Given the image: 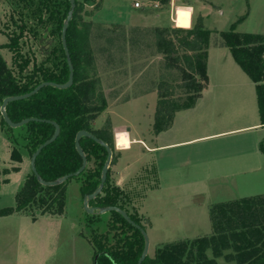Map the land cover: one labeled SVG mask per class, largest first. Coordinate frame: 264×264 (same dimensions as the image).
<instances>
[{"label":"trees","instance_id":"16d2710c","mask_svg":"<svg viewBox=\"0 0 264 264\" xmlns=\"http://www.w3.org/2000/svg\"><path fill=\"white\" fill-rule=\"evenodd\" d=\"M19 1L23 3V11L21 9L18 12L19 23H15L17 30L8 33V41L0 44V50L7 49L12 52L11 66L7 65L0 52L1 102L4 97L26 93L43 81L64 83L69 73L61 43V28L70 9V1ZM160 1L168 3L170 0ZM93 3L94 0L82 2L75 0L72 18L66 30V42L73 64L72 85L68 88L44 86L35 94L11 101L5 107L8 116L14 122L27 117H36L53 120L59 124V135L40 151L35 160L36 169L44 180L57 179L80 166L81 157L74 144L78 130H87L104 140L113 152L111 134L104 130H93L90 125L107 107V100L102 90L97 88L99 78L95 74L96 70L91 66L93 50L86 36L90 22L80 20L83 5ZM24 10H27L28 14ZM27 15L35 19L34 26H41L46 31L41 33L36 27L33 28L26 20ZM244 17V15L239 17L237 23ZM79 20L81 29L78 28ZM235 24L236 22L229 30L220 32L222 44L229 48L234 61L255 83L258 112L261 124L264 125V33L237 32ZM48 25L51 27L49 28ZM26 31L34 38L39 36L40 41L46 36L55 34H58L59 38V45L47 50L41 62H34L31 68L28 67L33 54L30 56V53L22 51ZM156 31L159 34L158 47L171 61V65L176 66L181 60L177 54V49L180 47L190 72L186 69L182 70L184 80L181 87L186 89L187 95V101L183 105L178 104L172 93L162 90V85L165 83L159 86L151 124L153 134L168 128L177 110L193 106L200 97L208 80L206 59L209 35L212 32L204 27L200 16L191 28L165 26L156 28ZM170 32L184 33L179 36L178 44L168 37ZM1 122L12 128L2 117ZM20 127L27 130L26 138L31 154L54 131V126L46 121H30ZM80 145L87 164L79 175L72 178L79 181V190L83 198L99 184L107 153L103 146L89 137H81ZM259 149L264 153V141L259 144ZM11 159L20 160L17 150L13 149ZM114 162L112 155L111 165ZM109 171L110 167L101 192L89 200L88 204L92 207L113 205L123 209L119 203L120 189L109 186ZM3 172L8 171L3 170ZM65 182L44 186L31 172L15 195V205L0 208V217L36 208L42 209L41 214L62 213L65 206ZM109 214L111 219L105 223V226L109 227L106 229V234L99 232L92 236L96 247L94 264H137L144 246L142 233L118 212L110 211ZM128 215L143 227L133 214L128 213ZM99 216L96 213L89 215L91 218ZM36 217L32 215V219ZM209 218L211 223L209 235L160 245L154 257L149 258L147 255L142 264H264V193L214 203L209 207ZM112 239L114 242L110 243ZM208 252L211 255H208ZM218 258H222L223 261L219 262Z\"/></svg>","mask_w":264,"mask_h":264},{"label":"rangeland","instance_id":"374dc122","mask_svg":"<svg viewBox=\"0 0 264 264\" xmlns=\"http://www.w3.org/2000/svg\"><path fill=\"white\" fill-rule=\"evenodd\" d=\"M134 1L141 3L138 9L133 7ZM156 2L157 7L154 6ZM168 3L160 0H94L92 5L84 4L82 7L80 20L90 22L86 36L93 50L91 66L99 78L97 88L102 90L107 100L106 109L90 125L93 130H104L111 134L115 162L117 158H145L144 155H148L142 142L131 141L126 129L130 127L134 131L136 127L141 130L149 127L161 84L168 85H162V90L172 93L178 104L183 105L187 101L186 89L181 87L184 80L182 70L189 71V65L182 57L183 50L178 47L177 54L181 60L176 66L171 65L158 47L156 28L192 27L200 16L204 27L212 31L209 43L222 44L220 32L229 30L235 22L237 32L264 33V0H189L184 3L175 0L173 8H169ZM22 4L19 0H0V44L8 41V33L17 30L15 23H19L18 12L23 11ZM24 11L28 14L27 10ZM181 12L187 15L182 17ZM243 15L244 19L237 23ZM26 20L41 33L46 31L41 26H34L33 17L27 15ZM80 20L79 29L82 28ZM24 35L22 51L30 53V56L33 54L34 59L28 68L34 62H41L52 46L59 45L58 34L46 36L42 41L38 40L39 36L34 38L27 31ZM181 35L184 33L170 32L168 37L178 44ZM0 52L7 65L11 66L12 52L7 49ZM27 136V130L23 127L8 128L4 125L0 115V208L15 205V195L31 173ZM122 139L126 144L122 143ZM13 149L17 150L19 161L11 159ZM3 170L8 172L4 173ZM142 171L143 168H140L122 190L115 183L117 171L111 165L109 186L120 189L121 207L133 214L147 232L149 258L154 257L160 245L191 240L209 233V213L206 221L203 216L199 217L198 222L185 221L187 215L184 211L187 210L177 193L179 189H168L172 193L165 190L148 191L149 178L145 179L147 175ZM256 180H262V177L249 179L248 182ZM151 183L154 184L153 180ZM212 183L214 192L209 196L212 204L253 196L230 193L236 189L228 180H211ZM79 184L73 178L65 182V206L60 214H41L42 209L36 208L19 212L20 216L0 219V233L4 237L2 249L6 253L2 264H12L14 259L18 264L25 260L41 262L51 251L55 253L54 264H94L96 247L92 236L99 232L106 234L109 227L105 223L111 216L105 212L98 214L99 217H89L92 214L83 207ZM203 198L202 195L197 196L193 203L201 206ZM32 215L37 217L32 219ZM113 242L114 239L110 243ZM208 255H211L210 252ZM218 261L222 262L223 259L218 258Z\"/></svg>","mask_w":264,"mask_h":264},{"label":"crops","instance_id":"0c3cea01","mask_svg":"<svg viewBox=\"0 0 264 264\" xmlns=\"http://www.w3.org/2000/svg\"><path fill=\"white\" fill-rule=\"evenodd\" d=\"M174 3L175 0H171L169 8H173ZM222 45L208 44V80L193 106L177 110L171 125L157 134L151 132L153 120L145 130L136 127L133 131L128 127V137L133 143L142 142L148 155H144L145 158H117L112 165L117 171L115 183L122 190L140 168L147 175L145 179L149 178L148 191L169 192L168 189L178 188L177 193L187 210L184 211L185 221L198 222L200 216L205 221L208 219L212 205L209 196L214 192L211 180H228L236 189L230 193L235 195L264 193V153L259 149V144L264 141V125L258 112L255 83L234 61L229 48ZM258 177L262 180L248 182ZM201 195L203 205L194 204V198ZM12 216L20 214L13 213L0 219ZM210 233L211 230L206 235ZM3 241L0 233V264L6 258ZM54 256L51 251L41 262L25 260L20 264H54ZM12 264L18 263L14 259Z\"/></svg>","mask_w":264,"mask_h":264},{"label":"water","instance_id":"95a60500","mask_svg":"<svg viewBox=\"0 0 264 264\" xmlns=\"http://www.w3.org/2000/svg\"><path fill=\"white\" fill-rule=\"evenodd\" d=\"M69 1H70V9L67 13V16H66V18L62 24V28H61V43H62L64 52L66 55V60H67L68 70H69L68 78H67L66 82L57 83V82H53V81H43V82L39 83L38 85H36L32 90H30L26 93L6 96L2 99V102L0 105V115H1L2 119L4 120V122L12 128H17V127L23 126L30 121H46L48 123H51L54 126V131L51 134V136L49 138H47L44 142H42V144H40L30 156V162H29L30 170L34 174V176L36 177L38 182L44 186H54L57 184H61V183L65 182L67 179L72 178L73 176L79 175L84 170V168L86 167V164H87V159H86V156H85L83 149L80 145L81 137H89L105 148L107 156H106V160H105V162L102 166V169H101V176H100L99 184L91 193L85 194L83 196V198H82L83 207L86 210V212H88L89 214H94V213L102 214L105 212L116 211L127 222H129L130 224H132L133 226L138 228L140 230V232L142 233V236L144 239V246H143L142 252L140 254V257L137 260V264H142L143 260L148 255V251H149V237H148L145 229L141 225H139L138 223H135V221H133L129 217L128 213L124 209H122L118 206L108 205V206H103V207H92V206H89V204H88L89 200L93 199L95 196H97L101 192V190L104 186V183L106 181L107 172H108L109 167L111 166V160H112V155H113V152H112L110 146L104 140L93 135L91 132L84 130V129L78 130L76 132V135H75L74 144H75V148H76L78 154L81 157L80 166L75 171L64 174V175L58 177L57 179L44 180L40 177V175L36 169L35 160H36L37 155L40 153V151L45 146H47L48 144H50L51 142H53L57 138V136L59 135V132H60L59 124L53 120L39 119L36 117H27V118H23L19 121L14 122L10 119V117L8 116V114L5 110V107L9 102L27 98V97L35 94L38 90H40L44 86H53V87H57V88H68L72 85V83H73V64H72L69 49L67 46V42H66V30H67L69 21L72 18V13H73V10L75 7V0H69Z\"/></svg>","mask_w":264,"mask_h":264},{"label":"built area","instance_id":"2783aa9c","mask_svg":"<svg viewBox=\"0 0 264 264\" xmlns=\"http://www.w3.org/2000/svg\"><path fill=\"white\" fill-rule=\"evenodd\" d=\"M133 6H134L135 8H138V7L141 6V3H140L139 1H134V2H133ZM154 6L157 7V6H158V2H156V3L154 4Z\"/></svg>","mask_w":264,"mask_h":264},{"label":"snow or ice","instance_id":"6c2138e0","mask_svg":"<svg viewBox=\"0 0 264 264\" xmlns=\"http://www.w3.org/2000/svg\"><path fill=\"white\" fill-rule=\"evenodd\" d=\"M180 15L183 17V16H185V15H187V14L184 13V12H181ZM122 143H125V144H126V141H124V140L122 139Z\"/></svg>","mask_w":264,"mask_h":264},{"label":"clouds","instance_id":"9594fccd","mask_svg":"<svg viewBox=\"0 0 264 264\" xmlns=\"http://www.w3.org/2000/svg\"><path fill=\"white\" fill-rule=\"evenodd\" d=\"M118 147H119V141H118Z\"/></svg>","mask_w":264,"mask_h":264}]
</instances>
